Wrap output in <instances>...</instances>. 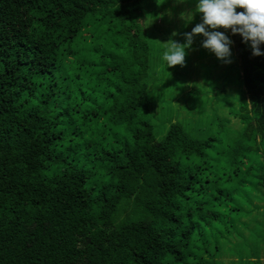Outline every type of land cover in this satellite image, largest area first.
Segmentation results:
<instances>
[{"label":"trees","instance_id":"1","mask_svg":"<svg viewBox=\"0 0 264 264\" xmlns=\"http://www.w3.org/2000/svg\"><path fill=\"white\" fill-rule=\"evenodd\" d=\"M178 2L0 0V264H264V56L220 28L230 62L167 67Z\"/></svg>","mask_w":264,"mask_h":264},{"label":"clouds","instance_id":"2","mask_svg":"<svg viewBox=\"0 0 264 264\" xmlns=\"http://www.w3.org/2000/svg\"><path fill=\"white\" fill-rule=\"evenodd\" d=\"M238 8L243 11L237 12ZM196 12L202 14V23L196 24L191 32L184 33L186 43H165L171 44L162 57L167 67L184 65L187 49L198 35L204 37V49L217 59L230 62L232 41L224 32L217 30L220 28L240 35L243 42L250 45L253 56H264L261 50L264 45V0H196ZM191 18L189 16L188 20Z\"/></svg>","mask_w":264,"mask_h":264},{"label":"rangeland","instance_id":"3","mask_svg":"<svg viewBox=\"0 0 264 264\" xmlns=\"http://www.w3.org/2000/svg\"><path fill=\"white\" fill-rule=\"evenodd\" d=\"M151 1L157 2V0H151ZM161 2H163V1H159L158 3L161 4ZM169 2H170V0H166V3H169ZM192 2H196V0H192ZM178 4L180 5L181 2H178ZM186 5H187L186 0H182L181 6L183 7L182 8L183 13H181L180 10L175 12V14L169 13V16H170L169 18L171 19V23L169 25L175 24V23H177L179 25L185 24L186 21L189 19V16L192 17L191 20L192 19L195 20V18L192 16L190 7H186ZM194 5H196V4H194ZM169 12H171V11L169 10ZM197 14H198L197 18L199 19L200 15L202 16V14H200V13H197ZM200 23H202V20H200ZM189 27H193L192 23L189 24ZM217 30H219V29H217ZM227 31L228 30H226V32ZM171 41L172 40H170L168 42H171ZM174 42H177V41L174 40ZM198 43H200V42L193 41V43H192L193 49L188 50V52H187L188 55H192L191 53H195V52L197 53L198 52V49H199ZM168 45H170V43ZM233 47H234V44H231V48H233ZM185 65L186 64H184V66ZM189 67H190V65H188L187 68H189ZM209 68H211V67H209ZM191 69L195 70L194 68H191ZM150 71H152V69ZM199 71H200V74L202 73L203 76L198 75V77H197L194 73L186 74V71L183 70V73H185L184 74L185 82H186V85H189V88L176 91L175 96L177 98L189 96V91L191 92V90L193 89V85L195 83L196 88L193 92V99H198L199 101H202V100L205 101L208 98H210L209 100H207L206 109H204L203 111L206 112V114L214 115L216 113V110L219 111V109H218V106H215V103H214L216 96H212V94H213V89H215V87L221 89L220 86L224 85L222 80H221V78H222V74H220L221 71H220V69H214V68L209 69L208 72H204V71L201 72V68H199ZM159 77L162 79H167V75H159ZM154 81H156L154 83V85H160V82L157 79H154ZM165 90H167V96H169L170 100L174 103V105L178 106L179 101L176 100L175 97L170 94V90H172V88H169V89L165 88ZM188 112H190V111L186 108L184 110V113L179 115L180 117H178V115L174 116L171 118V121L173 123L186 121L185 125H189L190 123L197 124V122L200 121V115L195 114V113H189L188 114ZM218 114H220V113H218ZM261 255H262V261L264 262V249H263Z\"/></svg>","mask_w":264,"mask_h":264}]
</instances>
